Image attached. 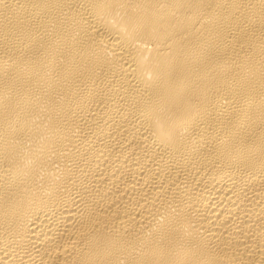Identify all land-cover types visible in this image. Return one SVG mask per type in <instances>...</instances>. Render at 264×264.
I'll return each mask as SVG.
<instances>
[{
    "label": "bare ground",
    "instance_id": "bare-ground-1",
    "mask_svg": "<svg viewBox=\"0 0 264 264\" xmlns=\"http://www.w3.org/2000/svg\"><path fill=\"white\" fill-rule=\"evenodd\" d=\"M0 264H264V0H0Z\"/></svg>",
    "mask_w": 264,
    "mask_h": 264
}]
</instances>
